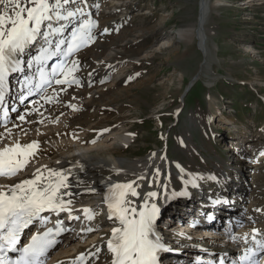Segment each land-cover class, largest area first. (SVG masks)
I'll return each mask as SVG.
<instances>
[{
	"label": "rangeland",
	"instance_id": "374dc122",
	"mask_svg": "<svg viewBox=\"0 0 264 264\" xmlns=\"http://www.w3.org/2000/svg\"><path fill=\"white\" fill-rule=\"evenodd\" d=\"M95 1L101 11L111 8L112 0ZM117 1L124 6L116 17L124 15V19L114 34L95 28L94 42L73 58L79 62L78 80L84 75L106 77L99 85L105 97L84 100L89 111L80 118L73 117L68 123L69 131L75 138H83L88 146L106 138L107 145L114 148L115 159L123 164L110 167L104 181H134L139 196H130L133 206H138L140 198L150 191H156L160 200L164 192L169 197L181 194L186 178L191 176L201 180L202 191L207 189L205 194L216 192L217 182L222 190L232 184L239 189L235 186H240L242 182L237 179L242 178L261 195L255 200L253 195L244 194L234 210L253 216L254 226L261 229L264 226L258 223L264 222V214H256L254 208L259 202L264 203V161L253 169L249 159L264 150V0H206V58L197 37L189 41L187 36H178L179 30L189 31L197 26L202 0ZM101 16L98 14L95 19L103 22ZM93 54L99 56L95 58ZM118 72L120 79L113 82ZM220 114L230 122L222 124ZM126 134L131 136L127 146L114 140L115 135ZM43 142L30 157L26 172L37 166L44 169L61 155L50 147V142ZM154 161L153 181L147 176L139 179L141 171ZM156 168L161 170L160 178L155 176ZM166 181V188L169 187L165 190L161 185ZM210 182L213 187L208 185ZM93 193L74 200L79 198L77 202L93 205L98 197ZM193 195L198 197L196 192ZM195 202L191 203L196 207ZM171 203L172 211L184 208L183 216L192 208L191 203L183 207L182 198L167 201ZM178 203L181 207L176 206ZM96 211L99 213H95V225L102 223L99 230L101 226L106 229L84 235V243H90L99 232L107 236L112 224L104 225V212ZM105 236L100 237L99 243H91L96 252L106 249Z\"/></svg>",
	"mask_w": 264,
	"mask_h": 264
},
{
	"label": "snow or ice",
	"instance_id": "6c2138e0",
	"mask_svg": "<svg viewBox=\"0 0 264 264\" xmlns=\"http://www.w3.org/2000/svg\"><path fill=\"white\" fill-rule=\"evenodd\" d=\"M74 2L75 0H0V104L10 91L9 77L23 73L25 67L29 71L35 68V73L25 78L21 91L27 89L28 95L40 93L41 99L46 103L57 98L56 89H53V95L47 94V89L53 83L68 87L79 85L80 81L75 77L79 62L71 58L82 47L94 42L93 30L97 25L93 20L85 19L69 37H65L66 25L54 27L52 24L53 20L71 23L78 15H87L83 8L67 7ZM38 41H42L38 54L27 61L22 60L26 51ZM53 58H61L60 63L47 71L49 61ZM60 90L66 91V88ZM68 107L76 110L74 105L69 104ZM19 120L25 121V115H20ZM3 138L0 134V140ZM36 149L38 143L35 141L27 145L17 142L0 148V176L10 179L22 171ZM176 167L183 173L184 169L180 165L177 164ZM44 171H47V176ZM160 174V168H156L155 176L159 177ZM191 182L195 186L194 181ZM134 183L112 185L105 197L109 219L119 221V226L112 229L107 241V250L112 255L111 264H160L159 254L170 249L161 242L157 232L160 208L156 203H150L152 199L158 198V193L148 192L143 203L133 206L127 197L129 194L139 196L133 188ZM161 186L166 188V185ZM69 187L66 173L46 167L43 170L37 169L31 179L6 187L0 186V264H45L50 249L59 242L57 237L69 229L60 219L52 227H47L51 220L42 216V213L51 212L59 216L66 212L69 220L79 219L72 214V201L64 199L66 195H72L62 191ZM83 212L86 218H93L90 209L85 208ZM37 220L45 230L37 231L26 245L17 248L23 230ZM88 231L92 229L89 228ZM257 235L258 230L253 229V244L260 252H264V241L256 239ZM17 251L19 257L12 259L9 253ZM254 257H258V251L247 248L237 264H259ZM78 260L82 261L83 256Z\"/></svg>",
	"mask_w": 264,
	"mask_h": 264
},
{
	"label": "bare ground",
	"instance_id": "6f19581e",
	"mask_svg": "<svg viewBox=\"0 0 264 264\" xmlns=\"http://www.w3.org/2000/svg\"><path fill=\"white\" fill-rule=\"evenodd\" d=\"M250 1H254V0H250ZM110 2H111V8L107 7L108 10H103V11H101V9L100 10L98 9V6H97L98 2L95 0H87L86 4L84 3V0H83L81 7H80V8H83L84 11H86L87 15L85 16H88L87 19H91L96 23L97 25L96 28L102 27V29H107L106 31L107 33L108 32L113 33V31L117 30V27L120 24L121 18L124 19L123 17L124 15L122 17L120 16V18L118 16L116 17V14H119L118 13L119 9L122 8L121 6H124L123 2L121 3V1H117V0L116 1L112 0ZM201 7H202L201 14H199L197 26L195 27L192 26V28L189 31L179 30L178 36L179 37L187 36V39L189 41H193V39L197 37L199 47L201 48L203 55L206 58L208 55V49L206 48V45H205V40H206L207 35L203 28L206 22V16L208 15V12H209V7L207 5L206 0L201 1ZM98 14L100 16L102 15L100 19L103 20V22H100V21L98 22L95 19L96 15ZM114 16L116 17V19L111 18ZM82 21L83 20L81 19V16L78 15L77 18L74 19V25L76 24L74 26V29L78 27L79 23ZM56 23L65 24V25L68 24L67 21H60V22H56L55 20L52 21L53 26H55ZM71 32H69L68 30L67 31L65 30L64 36L69 37L71 35ZM110 34L111 33H109V35ZM165 44H167L166 46H169V43L167 41L165 42ZM40 46L41 45L39 44L38 47ZM36 52H37V48L28 49L25 55L21 57V59L25 58L27 61L28 59H31L33 56L38 54ZM94 56L96 58L99 55L97 56V54L95 55L93 54V57ZM33 69L29 71L25 67V71L23 73H18L13 77L12 87H15V88L13 90L10 89L8 96H12L14 94H19L20 92H22L21 89L24 84L23 81L25 80L26 77L33 75ZM120 72L116 73V75L113 78V82H117L120 79V76H121ZM75 77L76 79H78V74H76V72H75ZM105 80H106V77L96 76V78H92V75L88 77L84 75L81 78L79 77V81H80L79 85L73 84L70 87H68L67 85L53 86L49 91H47V94L53 95V89H56L57 98L53 100L51 103H46L45 101L41 102L40 101L41 96L39 94L38 95H35V94L28 95L27 89H24L23 95L25 96L23 99L24 100L23 104H25V107L19 110V112L17 111L18 113L16 112L14 114L15 117L11 125H10V122L12 120H10L11 119L10 117L8 126L5 129H0V134H2V136L4 137L2 140H0V148L6 145H12L13 143H17V142L20 143L21 145H27L35 141L38 143V149H36L35 151H38L40 148V143H42L43 141H48V143L50 142L49 144L50 147H52L54 150H57L58 153L61 154L57 158H55L56 161L54 164L47 166L46 168L67 174L68 183L70 184V187L62 191L70 192L72 193V195L70 196L66 195L64 197L65 200H71L73 202L74 197L91 196V195H94L93 192H96L95 194L98 196L97 199H99V197H101L105 193L106 189L109 186H112L115 184H127V183H122L116 180V181H112L114 182L113 184L108 185V183L104 181V177L108 174L107 170H110L109 169L110 167L116 168L117 166L119 167V164L121 163L123 164L121 160L115 159L114 152L112 151L114 150V148H112L111 150V147L107 145V140L105 136H103L105 139H101V141L99 142L97 141L96 143L88 146L86 142L83 140V138L82 139L75 138V136L71 134L70 132L71 130L68 129V123H71V119L73 117L80 118V116L83 115V113H85L87 110L89 111L90 106L85 104L86 102L84 100L87 99L86 101L88 102V101H91V97L92 99L93 97L101 98L105 94L102 90L103 87H99V85L104 83ZM61 88H66V91H61L60 90ZM36 101H39V103H35ZM69 104L74 105L76 110L74 111L72 108L68 107ZM9 108H18V107H16L14 103H9ZM35 108L37 110L33 112ZM20 115H25V121L19 120ZM220 118L221 119L219 121L222 122V124H226L230 122V120L222 114H220ZM114 137H115L114 140H117L116 142H119L121 146H127L131 141V136L127 134L124 136L115 135ZM98 155L100 157H98ZM30 157L28 158V161H30ZM39 157L41 158L42 156H39ZM261 158H263V155ZM20 159H23V157H20ZM262 161H264V158ZM154 163L156 162L154 161L152 163H149L148 165H146L144 170L141 171V173L139 172L140 173L139 179L143 177L141 178V180H143L147 176L149 177L150 180L153 181L152 178L154 175L151 170L155 166ZM125 166L127 165L125 164ZM237 166H238V163H237ZM251 167L249 170H251ZM37 169L43 170L42 166L41 167L37 166L30 173H28L25 171L26 170V167H25L22 171L18 172L17 174L12 176V178L10 179L7 177L2 178V180H0V186L6 187V186L20 183L26 179H31L33 178V174L36 173ZM77 169H81L82 171L80 173L74 174V171H77ZM44 175L45 176L48 175L47 171H44ZM237 181L242 182L240 186H235V187H240L239 189H235L234 187H232L233 184L232 186L228 185L225 187L226 190L223 192L231 194V195L227 194V196L229 195L231 197L233 196L242 197L244 194L246 195L249 194L251 196L253 195L255 200L256 198H259V195H261V193H259L256 189L252 188L253 186L252 184H251L252 186H249V184L248 185L245 184L242 178H238ZM128 183H131V182H128ZM166 183L167 181L165 182V185ZM235 184L236 183H234V185ZM136 185L137 184L134 183L133 188H135ZM168 187L169 186H167V188ZM167 188H165V190ZM229 188L231 190L233 189V192H229L228 191ZM219 189H221V187H219ZM220 191L222 192V189ZM130 196L131 195L129 194L127 197L128 200H131ZM227 196L226 195L221 196V194H217L215 197L212 196V198L216 200H220L221 203H224V202L230 203L231 199L228 198ZM145 197L146 195L140 198L139 204L143 203ZM169 198H171V196L169 197L167 192H164V195L162 196V200H160L159 198H154L150 201V203H156L159 206L160 208L159 217L161 214V207H162L161 205L166 206ZM223 198L225 199V201L223 200ZM189 201L194 202V200H192V197H191V200L190 198L187 199V202ZM258 202L257 204L260 203V205H258V208L257 207L254 208V212L260 215L264 214V203L263 202L258 203ZM87 207H89V204H86L85 207L83 206L82 208H87ZM197 207H199L198 203H196L195 208ZM218 208L219 207H216L215 210L218 211L217 210ZM234 208H235V205L227 206V210L230 209V211H227V212H230L233 215H236L235 218H239L243 224L242 229L239 231L240 233L237 234V239H238L237 243L245 242V239L247 240L249 236H253V229L258 230L259 232V228L254 226L255 224L252 222V221H255L253 216L251 217L249 215H243L240 212L235 211ZM198 210L200 212L201 208L199 207ZM215 210L213 212H215ZM191 211H193V208L186 210V212H191ZM105 212L109 216V212L107 211ZM183 217L184 216L182 215L179 217V219L183 220ZM112 220H115L114 222L111 221L114 226L111 227V229H109L110 233H107L105 240H103V245L104 247H106V249L102 247L103 248L102 252L100 251L96 252V249L93 248V245H91V243L92 242L99 243L100 237L105 236V233L103 235L99 233L96 237H93L90 239L89 241L90 243H84V240L86 239V237L84 238V235H86L87 233H82V232H78L77 230H75V231L69 232L67 237L64 239V241L58 245L55 254L52 256L53 257L52 263L53 264H74L75 262V264H96L94 262L96 261V262H99L98 264H100L102 260H105V255H102L101 253L104 254V251L105 253L108 252L107 241L111 237L112 229L114 227L119 226L118 220L116 219H112ZM183 221H182V226H183ZM108 222L110 221L105 218V221L103 224L108 225L106 224ZM87 228H90V227H87ZM105 229L106 227L104 226L103 230ZM261 229L264 230V227H262ZM157 230H159V228H157ZM171 230L172 229H170V231ZM97 255H100V257H97ZM81 256H83L82 261L78 260V258ZM111 259L109 260L108 264H111Z\"/></svg>",
	"mask_w": 264,
	"mask_h": 264
}]
</instances>
